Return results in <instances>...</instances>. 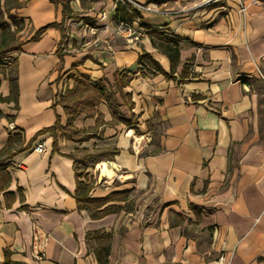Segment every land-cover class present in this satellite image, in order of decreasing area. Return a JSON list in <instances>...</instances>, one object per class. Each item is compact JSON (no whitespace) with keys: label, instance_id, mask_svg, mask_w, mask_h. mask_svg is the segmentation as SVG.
<instances>
[{"label":"crops","instance_id":"obj_1","mask_svg":"<svg viewBox=\"0 0 264 264\" xmlns=\"http://www.w3.org/2000/svg\"><path fill=\"white\" fill-rule=\"evenodd\" d=\"M134 1L149 9L131 6L141 17L130 24L136 40L113 30L114 0H0V44L18 47L0 55L16 61L18 86L15 109L3 63L0 264L4 251L14 264H100L98 248L107 249L103 264H264V3L241 0V15L237 0ZM96 6L104 17L94 18ZM51 23L62 31L29 41ZM145 27L177 44L172 74ZM142 53L170 78L150 72ZM79 76L104 92L67 127L60 101ZM57 118L63 130L37 135ZM87 153L105 158L92 163ZM82 162L98 172L91 199L127 193L99 219L74 198L76 181L90 183L77 176ZM103 162L112 177L101 176ZM33 225L48 236L39 260Z\"/></svg>","mask_w":264,"mask_h":264},{"label":"trees","instance_id":"obj_2","mask_svg":"<svg viewBox=\"0 0 264 264\" xmlns=\"http://www.w3.org/2000/svg\"><path fill=\"white\" fill-rule=\"evenodd\" d=\"M116 9L114 13V20L117 22H124L128 25L132 23L134 19L140 20L141 17L139 13L132 9L131 5L129 3L123 1L120 2L118 0H114ZM66 12H68V8H65ZM1 15V13H0ZM7 18L11 20V17L6 13ZM7 26L4 22H0V30L1 33L3 34L6 30ZM48 28H59L60 31H62L61 24H56V23H51L48 24L39 30H37L33 36L29 39V41H36L38 38L47 30ZM147 34L150 36L151 41H152V46L158 51L164 54L169 63H170V73L172 74L173 71L175 70L176 66L179 63V49L177 44L167 38L164 33L157 28H152V27H145ZM64 35L62 34V39ZM3 42L1 40L0 44V55L5 53V52H14L18 50V47L15 46H3ZM3 46V47H1ZM61 44L58 45V50L57 53L58 55L61 56ZM138 61L140 63L145 64L150 72H158L162 75H164L166 78H170L169 74L165 73L160 65L153 60L148 54L142 53L140 54ZM4 64L0 61V72L4 73ZM9 73H8V81H9V96L5 100H11L14 102V108L17 109V95H18V86H17V64L16 61L13 60L11 64L8 67ZM185 73V67H183L182 70V75ZM119 75H125V72L119 73ZM123 86L126 84V82L122 83ZM103 89L101 87H94L92 86L87 78L83 76H79L78 80L75 81L74 87L72 88L71 91H68L61 99L60 102H62V107L63 110L67 116V127L72 126V122L77 114H79L82 109L84 108H89L93 109L94 106H96L99 103V97L103 95ZM3 100V99H0ZM56 129H61L63 128L60 127L59 119H56V122L53 126L43 129L40 132L37 133V135L40 134H45V133H52L53 136L55 134ZM53 144L55 146V139L53 140ZM91 161L92 163H97L101 158L105 157H100V156H95V154H90L87 153L84 155L83 160L87 159ZM77 163V161H75ZM85 164L86 162H82ZM81 163V164H82ZM80 177V175H77ZM91 190V186L89 183L86 182H79L76 181V189L74 193V198L78 204V208H84L85 210L88 211L90 217L92 219H99L107 214H109L114 207L112 206H105L108 202L111 200H114L117 196L119 195H126V192H121V193H110L104 198L101 199H91L89 197V193ZM92 236L96 239H102V240H108L109 236L104 233H99L95 232L92 234ZM10 253L8 251H4V264H14L9 260V255ZM106 254H107V249L105 248H98L95 251L96 259L97 262L100 264H103L106 262Z\"/></svg>","mask_w":264,"mask_h":264},{"label":"built area","instance_id":"obj_3","mask_svg":"<svg viewBox=\"0 0 264 264\" xmlns=\"http://www.w3.org/2000/svg\"><path fill=\"white\" fill-rule=\"evenodd\" d=\"M118 1L123 2L124 0H118ZM126 1H128L130 4L131 3L134 4L135 6H137V8L147 10V11L149 10L148 7H143L141 5H138L132 0H126ZM217 1L219 0H201L199 2V6H208ZM251 3L253 5H261L262 3H264V0H251ZM237 4L239 6V13L241 15H244L246 7L244 6L243 2L241 0H237ZM115 33L120 36L125 35V34L129 35L131 37H134L135 40L138 39V36L140 35V32L136 33L133 30L131 25H128L124 22H118L116 24ZM257 75L262 81H264V67L257 69ZM33 150L38 154L44 153L45 149H44L43 143L35 145ZM47 241H48V236L45 234H42L40 229L36 225H33L32 226V244H31L32 250L31 252H32L33 257L36 260H39L44 256Z\"/></svg>","mask_w":264,"mask_h":264},{"label":"rangeland","instance_id":"obj_4","mask_svg":"<svg viewBox=\"0 0 264 264\" xmlns=\"http://www.w3.org/2000/svg\"><path fill=\"white\" fill-rule=\"evenodd\" d=\"M125 2H127V3H129L128 1H126V0H124ZM133 2H135L134 0H132ZM136 4H138V5H141V6H143V7H147L146 5H144V4H140V3H138V2H135ZM132 4V3H131ZM130 3H129V5H131ZM132 6H135L134 4H132ZM92 8V7H91ZM138 12L139 11H147V10H143V9H140V8H137V6H135L134 7ZM106 7L105 6H101L100 8L98 7V6H96V9H92V12H93V14H94V18L95 17H104L103 15L104 14H106L105 12H106ZM93 19V18H92ZM92 19L90 18V20H88V23H90V24H94L93 22H92ZM18 26V25H17ZM20 28V26L17 28V30ZM28 29V27L27 28H25V30H27ZM114 31H115V27H114V29H113ZM26 35V32L25 31H23L22 33H20L19 34V37H23V36H25ZM11 60H12V58H8L7 56L6 57H3L2 59H1V62L2 63H5V64H7V63H9V62H11ZM86 168H87V163H85V164H80V167H79V175H80V178H82V179H84V180H86V181H90V186H92V184L94 183V180L96 179V174L98 175V172L96 171H89V172H87L86 171ZM93 170H95V168H93ZM97 180L100 182V178L98 177L97 178Z\"/></svg>","mask_w":264,"mask_h":264},{"label":"bare ground","instance_id":"obj_5","mask_svg":"<svg viewBox=\"0 0 264 264\" xmlns=\"http://www.w3.org/2000/svg\"><path fill=\"white\" fill-rule=\"evenodd\" d=\"M99 167L101 176L110 178L114 175L113 170L108 166L106 162H103Z\"/></svg>","mask_w":264,"mask_h":264}]
</instances>
